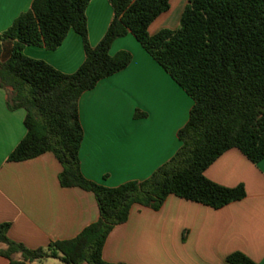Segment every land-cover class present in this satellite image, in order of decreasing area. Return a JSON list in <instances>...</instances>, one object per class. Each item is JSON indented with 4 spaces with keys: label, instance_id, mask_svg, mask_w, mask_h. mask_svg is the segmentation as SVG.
<instances>
[{
    "label": "trees",
    "instance_id": "obj_1",
    "mask_svg": "<svg viewBox=\"0 0 264 264\" xmlns=\"http://www.w3.org/2000/svg\"><path fill=\"white\" fill-rule=\"evenodd\" d=\"M91 0H33L0 34V89L8 111H24L25 135L7 161L51 153L61 167L62 188L94 195L98 219L75 238L28 249L8 239L0 224V256L8 264L58 257L63 264H107L102 248L111 230L126 222L133 205L158 211L170 195L220 209L244 198L242 185L226 188L205 170L236 149L252 164L264 158V0H188L175 29L149 35V26L170 8V0H107L111 18L98 44L87 39L85 11ZM69 31L82 41L84 59L72 74L26 57L25 46L58 48ZM130 34L190 97L193 104L178 130L179 148L142 181L108 188L86 179L78 152L83 131L78 101L87 91L131 62L129 52L110 54L112 43ZM12 41L2 60L1 43ZM228 264H255L241 253Z\"/></svg>",
    "mask_w": 264,
    "mask_h": 264
},
{
    "label": "crops",
    "instance_id": "obj_2",
    "mask_svg": "<svg viewBox=\"0 0 264 264\" xmlns=\"http://www.w3.org/2000/svg\"><path fill=\"white\" fill-rule=\"evenodd\" d=\"M32 1L0 0V34L30 9ZM187 2L170 0L169 10L149 26V35L175 29ZM111 14L107 0L89 2L85 16L91 47L103 37ZM11 46L10 40L1 43L2 60L8 58ZM121 50L131 54L130 64L99 81L78 101L81 173L108 188L142 181L167 162L179 148L177 132L193 104L130 34L115 40L110 54ZM22 52L63 74L74 73L84 59L81 38L73 31L55 50L25 46ZM24 115L21 109L7 110L0 89V224H9L8 239L33 250L75 238L97 221L98 207L92 193L59 185L61 167L51 153L7 161L25 135ZM204 176L226 188L242 185L244 198L220 209L174 195L158 211L133 205L126 222L108 234L102 260L107 264H228L226 257L238 252L264 264V158L252 164L231 149ZM48 261L63 264L58 257L42 262ZM0 264L8 261L0 256Z\"/></svg>",
    "mask_w": 264,
    "mask_h": 264
},
{
    "label": "rangeland",
    "instance_id": "obj_3",
    "mask_svg": "<svg viewBox=\"0 0 264 264\" xmlns=\"http://www.w3.org/2000/svg\"><path fill=\"white\" fill-rule=\"evenodd\" d=\"M187 1V0H186ZM175 11V9L173 8L172 9V12H174ZM178 26V23H177V25H176V27ZM52 262V261H51ZM42 264H50V261H48V262H42Z\"/></svg>",
    "mask_w": 264,
    "mask_h": 264
},
{
    "label": "built area",
    "instance_id": "obj_4",
    "mask_svg": "<svg viewBox=\"0 0 264 264\" xmlns=\"http://www.w3.org/2000/svg\"><path fill=\"white\" fill-rule=\"evenodd\" d=\"M31 264H35V263H31Z\"/></svg>",
    "mask_w": 264,
    "mask_h": 264
}]
</instances>
